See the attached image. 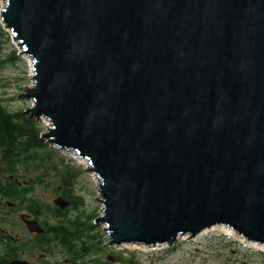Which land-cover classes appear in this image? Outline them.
<instances>
[{
	"label": "water",
	"instance_id": "obj_1",
	"mask_svg": "<svg viewBox=\"0 0 264 264\" xmlns=\"http://www.w3.org/2000/svg\"><path fill=\"white\" fill-rule=\"evenodd\" d=\"M1 1L32 61L25 113L87 160L109 246L215 226L264 245V0Z\"/></svg>",
	"mask_w": 264,
	"mask_h": 264
},
{
	"label": "rangeland",
	"instance_id": "obj_2",
	"mask_svg": "<svg viewBox=\"0 0 264 264\" xmlns=\"http://www.w3.org/2000/svg\"><path fill=\"white\" fill-rule=\"evenodd\" d=\"M2 7L3 2L0 0V9ZM25 57L21 55L10 32L0 22L1 104L12 114L20 112L28 117L25 112L32 107V101L24 99L22 94L26 87L31 86L32 75L31 64L29 65ZM35 122L41 135L47 132L49 125L42 120ZM43 142L44 149L37 150V162H19V182L23 185L22 189L29 190L26 199L18 201L19 213L24 216L26 213L22 211H26L30 202L35 201L43 209L49 208L42 220L53 222L50 211L56 207L54 201L58 197L67 194V191L81 197L83 206L71 210L68 219L75 221L80 216L79 222L85 232L84 236L90 232L95 235V242L100 251L85 256L79 264H264V250L250 246L247 242L246 244L237 236L217 230L205 235L200 234L194 239L182 238L176 245L156 251L109 246L105 225L97 224V220L102 216V204L94 174L89 173L87 165L76 159L73 154L60 153ZM17 151L19 153L18 148ZM20 219L19 238L22 242H28L29 232ZM26 257L36 263L40 261L39 252L32 248L27 251Z\"/></svg>",
	"mask_w": 264,
	"mask_h": 264
},
{
	"label": "flooded vegetation",
	"instance_id": "obj_3",
	"mask_svg": "<svg viewBox=\"0 0 264 264\" xmlns=\"http://www.w3.org/2000/svg\"><path fill=\"white\" fill-rule=\"evenodd\" d=\"M18 166L16 145L8 147L0 143V264H12L18 261L28 264H79L85 256L98 253L100 247L95 242L96 236L91 232L79 240L72 232H68L67 218L50 214L53 222L42 220L49 208L46 210L41 208V215L37 217L22 211L27 214L23 215L28 219L37 221L43 232H30L20 219L30 237L28 242L21 241L18 234V219L22 216L19 213L18 188L23 185L19 182ZM1 192L11 193L12 197L7 199ZM61 197L66 200L67 196L62 194ZM70 205L63 210L56 207L60 210V214L64 212L69 214L71 210H68L72 208ZM30 248L39 252V262H33L26 257ZM88 249L91 250L86 251Z\"/></svg>",
	"mask_w": 264,
	"mask_h": 264
},
{
	"label": "trees",
	"instance_id": "obj_4",
	"mask_svg": "<svg viewBox=\"0 0 264 264\" xmlns=\"http://www.w3.org/2000/svg\"><path fill=\"white\" fill-rule=\"evenodd\" d=\"M40 136V130L37 128V123L33 119L26 117L20 112L15 114L8 112L2 106L0 100V143L2 145H8V147H11V145H16V147L19 149L18 159L20 163H35L39 160L37 150H42L45 146V143L40 138ZM27 193H29V190L19 187L18 201L25 200ZM66 193V199L69 202L71 201L70 206L72 207L68 211L77 210L79 207L83 206L81 205L83 200L81 197H77L73 193L71 194V192L69 191H67ZM1 194L7 199H10L12 197L11 193L1 192ZM73 201H75L76 203H74ZM41 208L42 206H39L38 203L32 201L28 205L26 211L37 217L41 215ZM50 213L59 217H65L64 219L67 218L66 221L67 223H69V227L67 229L68 232H72L76 236L75 238H78L79 240L83 238L85 232L80 226V216H78L75 221H71L70 219H68V214H65V212L63 214H60V210L57 207H53ZM90 250L91 249H88L86 251Z\"/></svg>",
	"mask_w": 264,
	"mask_h": 264
},
{
	"label": "bare ground",
	"instance_id": "obj_5",
	"mask_svg": "<svg viewBox=\"0 0 264 264\" xmlns=\"http://www.w3.org/2000/svg\"><path fill=\"white\" fill-rule=\"evenodd\" d=\"M16 44H17V42H16ZM18 45V44H17ZM19 47V46H18ZM20 49V48H19ZM23 56V55H22ZM28 61H29V65H30V68H31V75H33V68H32V61H31V59L29 58V57H25ZM31 79H32V76H31ZM44 123H46L47 125H49V122L47 121V120H42ZM72 155V154H71ZM73 156H75V158L76 159H78L80 162H82L83 164H85V165H87V167H88V162H87V160L86 161H81L80 159H79V157L77 156V155H74L73 154ZM94 180H95V182H96V184L98 185L99 184V181H98V179L96 178V176L94 175ZM98 188V187H97ZM222 231V232H225L226 234H228V235H233V236H237V238H239L240 240L242 239L245 243L247 242L248 243V245H250V246H254V247H256V248H260V249H262V250H264V245L263 244H258V243H254V242H248V241H246L245 239H243L242 237H240V236H238L232 229H229V228H227V227H222V226H215V227H212L211 229H208V230H206V231H204V232H202L201 234L202 235H205V234H209L210 232H212V231ZM185 239L187 238V237H184ZM246 243V244H247ZM124 247H132V248H142L143 250H147V249H150L151 251H156V250H160V249H163V248H166V245H158V246H156V247H146V246H138V245H128V244H126V245H122V246H120L119 248H124Z\"/></svg>",
	"mask_w": 264,
	"mask_h": 264
}]
</instances>
